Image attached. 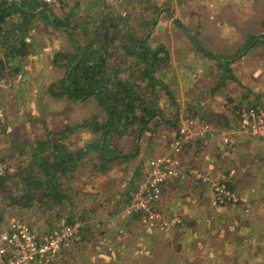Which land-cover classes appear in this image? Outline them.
Segmentation results:
<instances>
[{
  "label": "crops",
  "instance_id": "1",
  "mask_svg": "<svg viewBox=\"0 0 264 264\" xmlns=\"http://www.w3.org/2000/svg\"><path fill=\"white\" fill-rule=\"evenodd\" d=\"M0 1H6L7 6L12 4L23 6L16 0ZM28 1L29 0H22L21 2L26 7L25 2ZM195 2L197 4L194 3L192 8L194 11L200 12L202 18L201 27L203 28L201 33L205 38L199 41L203 47L207 48L210 57L205 56L202 53V49H200L202 55L198 54L196 51H192L194 55V65L198 71H194L195 73L192 74V83L190 85L181 86V84L178 83L179 81L177 82V86L173 89V95L170 96L171 99H169L168 104H173L176 112H179L182 108L191 106L193 110H196V115L199 114L198 116H202L209 120L214 130L209 133L207 139L200 142L201 146L197 148L199 152H196L197 149H192L188 146L189 149L187 148V150L181 154V157L184 159H182L183 166L181 175L176 179V182L172 181L163 187L161 207L164 213L169 215H181L182 223L166 233H147L139 226L134 225L129 227L130 224L126 219L116 220L110 218L124 206L127 199L121 201L115 197L114 201L112 200L109 203H106L102 198L100 199L102 190H108L107 184L105 183L96 187L97 181L95 180V176L102 173H98L93 177L90 175L86 179L85 175H78L72 181L71 191L68 195L69 198L71 197L70 204H68L65 211L58 209L59 214L57 215L61 216V214L65 212L66 215L64 217H73L77 219L79 215L84 214L82 215L84 217L82 220H94V222L95 220H99L101 223L95 224L101 225V228L105 225L103 222L110 218L108 225H105L106 229L104 230L106 234L103 233V235L107 237H109V235L111 236L110 231H113L115 228L113 227L110 230V224L112 226H122L127 228L131 237L142 236L143 238L137 241L144 243V247L139 248L135 245V242L133 245V252L130 251L129 253V251H124L122 255L120 253L121 247H117V249L114 250L108 247V250L105 252L102 245L92 246L87 244L80 246L81 243H79L74 248L66 250L69 251L67 256H71L75 264H97L99 262L108 264L109 261H104V258L99 255L101 252L111 255V264H122V261H124L127 256L128 259L126 264H264V138L237 132L235 134V148L223 161L219 159L220 156L216 145L219 141V137H221V132H224V130L225 132H234L235 129H238L236 127L237 121L235 117H232L230 111L234 102L240 101L247 104H264V95L259 97V103L252 102V98L254 97L249 93V90L244 91V87L240 88L239 86L231 88L230 85L225 83L221 72H219L220 67L226 69L228 61L227 52L231 49L233 50L235 47L238 48V50H242L241 47L243 44L245 45L248 43L247 39L245 41V39L243 40L240 38H244L245 36L250 38L255 35L264 36L263 32H259L258 34L252 33L258 30L259 26L262 24L264 26V0H210L211 8L209 9L207 8L206 0H195ZM40 4L44 5L43 3ZM257 7L260 8L258 9ZM28 8L31 15H33L32 17L35 19H38L36 16L41 17L38 12L44 9L39 5L28 6ZM202 8L207 9V12H211H204L201 10ZM241 9L244 10L241 11ZM224 10L234 12L236 19L242 22L253 18V20H256V23H252V25L255 26L252 30L246 32L244 30L238 31L236 34H232L231 30H228V19L226 20L224 17ZM10 17L14 18H12L11 21H15V23L18 24L15 30H21L24 27H26V29L36 28L35 24H31L32 17H30L32 19L28 18L26 20L20 12H15L13 15H10ZM222 22L223 24H221ZM235 26L241 27L242 25ZM7 37L9 39H14V36L7 35ZM167 37V35H164V39ZM21 38L22 39L19 40H24L25 38L41 47L42 39L37 40L25 35ZM2 39H5V23L0 25V40ZM181 40L182 39H171V41H168L167 39L163 41L162 39L160 41L167 46L169 51L168 64L170 68L175 67L177 69L176 65L178 68H187L186 64L191 61V58L185 55L187 46L185 42ZM48 42H51L52 48L48 49L42 47L41 51H39L45 52V54L48 55L42 56L41 60L39 58L38 60H34L37 57L36 54L29 57L33 58L35 61L33 65L32 63L34 61H28L27 55L25 54L23 55L24 64L21 66L17 65L12 72L17 79L23 77V83L27 85H22V88H32L36 90L37 87H40V89L37 90L42 91L44 88V81L38 80L33 76H44L46 73L47 75L55 74L52 70L54 68L52 59L58 50L61 49L54 39H49ZM68 43L71 45L70 40ZM259 43L264 46V37L263 39L250 42L248 46L252 45V48L245 51L239 63L243 66V72L247 69L252 70V68L255 67L254 72H256L257 77L260 79L259 83L264 87V52L253 51V49L260 46ZM247 47L243 49L245 50ZM1 50L0 68L2 66L4 68L7 67V65H11V60H9L7 54L5 55V50ZM255 57L257 58L255 59ZM41 63H45V65H41ZM12 64L15 66L16 61L12 60ZM30 69L31 71H29ZM189 70L191 71V68ZM216 70L217 72H215ZM189 74L190 73H187L186 76ZM3 76H5V69H0V79H3ZM194 77L195 83H193ZM198 77L199 80L197 81ZM0 85V91H3V88H5V81L1 80ZM245 89H247V86ZM46 91L50 93V87ZM232 91L237 93V99L235 100L234 95H231ZM160 93L165 94L161 90L159 91V94ZM228 93L231 97L228 96ZM160 100H162L161 97ZM159 110L161 111V117H155L149 120L148 128L145 130H151V125L153 123H156L159 127L162 126L163 129L165 128L163 126L164 123H167L168 127L170 123L175 129L176 126L174 127V122H170L169 119L166 118L170 113L165 111L163 107H159ZM173 135V131L168 132L162 130L159 138H157V142H161L162 145L159 148H167ZM2 139L3 137L0 134V140ZM136 145L138 146V143ZM156 152L158 153L159 151ZM156 152H150V156L156 154ZM0 154L1 156L5 155L2 142H0ZM217 161L221 163H217ZM117 162L120 163V160L114 161V164H112L116 167L117 164H119ZM221 164L224 166L223 173H221L222 170H220L222 168L220 166ZM219 166L221 168H219ZM82 169L88 170V167L84 165ZM193 170H200L209 175L212 180L224 182L231 190L239 192L240 204L235 207L220 206L217 208L213 203L214 198L209 184L199 183L198 185H201L200 189L195 188L194 183L198 181L193 180ZM141 171H143V169ZM106 173L107 171L104 174ZM82 187L92 192L95 190L94 195L96 197H94L92 193V198L90 199L94 201L92 205L91 203L85 202L86 200L81 203L84 197L76 196ZM95 187L96 189H93ZM132 192L133 186L128 191L130 196ZM98 198L100 199V207L106 211L107 208L109 209L107 214L105 213L102 217L100 214L95 215L93 211L95 210L94 205H96ZM82 205L85 206V209L86 207H90L91 210L88 212H86L85 209L82 210L80 208ZM104 205H106L107 208H105ZM84 223L86 222L84 221ZM91 225L92 224H90V226ZM46 226L48 227V225ZM52 226L53 224L49 226V229ZM146 248L150 249L148 253H144ZM73 251H75L76 254H73ZM118 253L120 254L117 255ZM67 260L69 259L66 258V261Z\"/></svg>",
  "mask_w": 264,
  "mask_h": 264
},
{
  "label": "rangeland",
  "instance_id": "2",
  "mask_svg": "<svg viewBox=\"0 0 264 264\" xmlns=\"http://www.w3.org/2000/svg\"><path fill=\"white\" fill-rule=\"evenodd\" d=\"M19 1L21 5L22 0H16ZM207 8H211L210 0H206ZM37 3H42V0H36ZM146 2L149 4L147 5ZM125 0L122 5H112L110 6L108 3H106L104 0H60L58 7H49L44 5L43 7L48 12L47 15L40 14L38 19L35 18H29L32 19L31 24H35L36 28H30L26 29L24 27L21 30H15L17 29L16 26H18L15 21H11L10 16L7 18L5 22V39L0 40V48L5 50V55L9 54L7 51L11 50V47L14 49L19 50L18 51H12L13 56L9 58L11 60V65H7V67L3 66L0 68L5 69V76H3V79L5 81V88H3V91H0V134L2 135L3 139L0 140L2 142V146L5 149V155L1 156L0 154V160L4 161L5 163V172L10 171L11 175L14 174L18 169L23 167V163L25 162V158L27 157V153L29 152V144L36 145V143L40 140L46 139V137L50 136V139L52 141L55 139V135H53L55 132L62 129V126L65 124H73L76 122L83 121L85 119L90 118L93 114L105 116L104 112H102L99 103H97L93 99H87V100H75L71 101L66 97H62L60 99H56L49 93L48 88L54 85L52 89L54 92L57 91L58 85H60V81L63 79V77L66 75L65 69L59 68L54 65V68L52 69L55 74L54 75H47V73L43 76H33L34 78L44 81V88L42 91H38L37 89H40V87H37L36 90L22 88V85H27L26 83H23V77L17 79V77H14V74L12 72L17 67V65H23V55H27L28 61L33 62L34 60H38V58L41 60L42 56H46L48 54H45V52H39L41 51L42 47L45 48H52L51 42H48L49 39H54L57 41V45L60 47L61 50L58 51H64V52H71V45L69 42V39H78L81 41H87L93 40L91 37L99 32L100 30V24L99 22L102 20H106L107 18H111L112 20L120 18L124 20H128L129 16L133 17L132 19L135 20V16H143L146 19H153V23L150 24L149 30L147 31L146 35L144 36L145 39H148V43L150 47H155L159 44L163 45L166 49L167 46L160 42L162 39L163 41L167 40L171 41V39H182V42H185L186 47V57L191 58L190 62L186 64L187 68H181L176 65L177 69L175 67L170 68L169 67V51H168V61L164 64H159L160 66L157 68L156 76L158 80H160L163 85L166 87L168 94H159L158 95V105L159 107L165 108V111L170 113L168 115V118L170 122H174V129L171 124L169 123V127L167 123H164L163 126L159 127L156 123H153L151 125V130H139V135L134 136L135 134L131 133V135H128L127 137L121 139L120 141L116 138L114 142L113 147L115 150L117 147L120 149V157H126L120 158V163L113 165L112 163L109 164L107 173L99 174L95 176V180L97 181L96 187H99L100 184H107L108 193L106 190H102V196H100V199H104L106 203L114 201V198L117 197L118 200L126 199L130 196L128 193L129 189L133 186V192L134 188L136 187L137 182L143 176L148 168V162L149 158L163 155L171 151L172 147L171 144L173 140H175L179 135V127L181 124V121L183 119H186L188 117L192 116H198L196 115V110L190 106L186 108H182L179 112H176L174 110L173 104H168L169 99H171V95H173V89L176 88L177 82L181 84V86L184 85H190L192 83V74L195 73L194 71H198L194 65V55L192 54V51L198 52V54L202 53L205 56H209L210 54H205L204 51H207V48L203 47L202 44H200V39H205L204 36H202V30L201 27V16L200 12L194 11L193 4L196 3L195 0ZM244 2V1H243ZM197 4V3H196ZM205 4V3H204ZM214 5V4H213ZM25 6V5H24ZM34 6H37L34 2ZM201 7V6H200ZM199 7V8H200ZM258 9L260 7H257ZM246 9V8H244ZM244 9H241L244 10ZM104 10V11H102ZM202 11H206L207 9H201ZM129 11V14H128ZM207 12V11H206ZM211 11H208L207 13H210ZM260 12V11H259ZM224 17L226 20L228 19V30H231L232 34H236L238 31H249L252 30L253 26L252 23H256V20H253V18L249 20H245L244 22L240 21L239 19H236V16H234V12L232 11H223ZM154 15V18H153ZM156 18V19H155ZM14 19V18H13ZM92 20H96V22H93ZM62 23V24H61ZM235 25H242L241 27L235 26ZM223 24V22L221 23ZM74 26V28H73ZM107 26V25H106ZM245 27V28H244ZM115 26L110 24L108 26L109 34H112L114 32ZM259 32L264 33V26L263 24L259 26V29L255 32H252L253 34H258ZM8 36H14V39H9ZM29 36L33 39H42L41 47L39 45H35L34 42H31V40H27L24 38V40L21 37ZM36 35V36H35ZM164 35H167L168 37L164 39ZM264 36H252L250 38H247L245 36L244 38L240 39H247V42L245 45L241 47L242 50H238V48H235L232 50H229L227 52L228 54V61L226 65V69H223L220 67L219 72H221V75L223 77V80H225V83L227 85H230L231 88L235 86L244 87L245 90H249L250 94L254 97L252 98V102L259 103V97L261 93H264V87L259 83V77H257L255 71V67L251 69L245 70L243 72V66L239 63L241 61V58L245 51L252 48L251 46H248L250 42H254V40L257 39H263ZM250 39V40H249ZM94 41V40H93ZM50 43V44H49ZM92 43V42H90ZM259 47H256L253 49V51H263L264 52V46L259 43ZM248 46V47H247ZM247 49H243L246 48ZM263 47V48H262ZM259 48V49H258ZM0 49V53H2V50ZM110 52L115 57V65L117 63V51L118 49L114 46H111ZM205 49V50H204ZM244 50V52H243ZM19 55H18V53ZM22 53V55H20ZM37 55V57L33 60V55ZM162 55V54H161ZM202 55V54H201ZM49 57V56H47ZM257 57H255L256 59ZM4 59V58H3ZM7 60V59H5ZM8 60V61H9ZM12 60L16 61L15 66L12 64ZM53 62V59H52ZM196 62V61H195ZM37 63V62H36ZM46 63V62H45ZM45 63H41V65H45ZM231 63V64H230ZM35 64V61L32 63ZM173 64V63H172ZM241 65V66H240ZM1 66V65H0ZM117 66V65H116ZM171 66V65H170ZM170 68V70H169ZM191 68V71L189 70ZM31 71V69L29 70ZM217 72V70L215 71ZM253 72V73H252ZM187 73H190L188 76H186ZM252 73V74H251ZM128 74H122L121 77H127ZM179 79V80H178ZM199 80V77L197 81ZM129 81H131L129 79ZM196 81V82H197ZM23 83V84H22ZM36 83V82H35ZM193 83H195V77L193 80ZM1 86V85H0ZM247 86V89L245 87ZM256 93V94H253ZM231 95H234V100L237 99V93L233 92ZM231 95L228 96L231 97ZM160 97L162 100H160ZM174 98V96H173ZM258 100V101H257ZM175 103V102H174ZM244 105H252L254 107H264V104H247L244 102H234L232 104L231 108V115L232 117H235L236 121H238L235 111ZM175 106V105H174ZM3 114V115H2ZM165 115V114H164ZM200 120H206L209 122V120L205 119L202 116H198ZM104 119V118H102ZM238 122H236V127L238 128ZM148 127V126H147ZM168 127V128H167ZM147 129V128H146ZM162 130L164 131H173L174 135L172 137V140L170 141V144L168 143V147L161 149L159 148L161 145V142H157V138H159V135L162 133ZM230 131L224 130V132H221L220 135L223 133H227ZM244 133L241 131V129H235L234 132L231 133L232 138V145L228 147L227 149L221 148V137H219V141L217 142V151L220 156V160H224V158L228 157L230 153L235 148L236 145V133ZM49 134V135H48ZM209 133H207L208 135ZM248 135H253L251 133H246ZM206 135V136H207ZM206 136H200V138H193L190 140V148L197 149L201 146L200 142H203L205 139H207ZM256 137H261L258 135H253ZM206 137V138H205ZM139 138V139H138ZM93 137L89 134L87 130H81L79 132L78 138H75L74 136L70 137V140L67 141L70 144H74V146L78 145H85L87 143H90V141L95 140ZM138 143V146L136 145ZM166 143V144H167ZM165 144V145H166ZM215 145V146H216ZM147 146V147H146ZM71 147V146H70ZM188 147V149H189ZM187 150V147L183 148L178 154L177 157H179L181 161V166H183V157H181V154L184 153ZM117 151V150H116ZM156 152L158 153L150 156V152ZM205 151V150H204ZM196 152H199V149L196 150ZM137 156V157H136ZM183 159V160H182ZM185 163V161H184ZM217 163H221L218 162ZM147 166V167H146ZM222 168H221V167ZM219 168L221 173H223L224 166L221 164ZM216 167V166H215ZM143 169V171H141ZM141 171V172H140ZM84 176L85 179L89 177L90 175L93 177L94 175L92 172L81 169L78 172V175ZM206 174V173H205ZM140 176V177H138ZM209 176V175H208ZM193 180L198 181L195 182V188H199L200 184H209L204 183L200 179L197 178V176L193 173ZM210 178V177H209ZM94 179V178H93ZM17 178H13L12 181L7 180L6 184L9 185V189H11V184L16 181ZM93 181V180H92ZM176 182V179L173 180V182ZM211 182H215L217 185H224V189H226L231 196L229 198L222 197L223 194L216 190L214 186H211V192L213 194V203L217 208L220 206H228V207H235L240 204V196L239 192L231 190L224 182H221L219 180H212L210 178ZM197 184V185H196ZM93 188V189H96ZM104 189V188H103ZM132 192V194H133ZM93 196L96 197L95 190L92 192L91 190H88L87 188H83L76 194L78 197H84V199L81 200V203L85 202L91 203L94 202L90 199ZM131 193V192H130ZM13 191L11 192V196L13 197ZM131 194V196H132ZM8 199V198H7ZM77 199V198H76ZM99 198L97 199L96 205H94V214H100L104 215L105 213L109 211L106 205H104L106 210H103L99 203ZM5 200V206H0V213H2V216L4 218L9 217H17L22 219L23 221L27 222L29 225H31L32 229L37 233H45L52 229L57 228L58 226L62 224H67L65 221H67V217H64L66 213H62L61 216L51 217L53 215L54 209L51 210H42L39 208H23L20 209L17 204H10V202L7 204ZM126 204V203H125ZM98 206V207H97ZM68 205H65L62 207V210H66ZM82 210L85 209V206H80ZM60 209V210H61ZM90 207H86L85 211H90ZM120 210V209H119ZM119 210L113 214L110 218L112 219H119L122 220V218L119 217ZM166 214V213H165ZM169 215V214H166ZM170 215H178V214H170ZM181 217V215H178ZM110 218H108L105 222V225L109 223ZM52 219V221H51ZM111 219V220H112ZM84 221L86 223H84ZM129 222L130 226H139L147 233H153L155 231H149L144 228V226L141 224V221L139 217H133ZM74 223H78L77 226V237L75 238V242L71 245L64 247V249L61 251V253L56 258L57 261H55L52 264H75V262L72 260L73 258L71 256H67L69 254V251H66L68 249L74 248L79 242L81 245H102L104 247L105 252L108 250V247H111L113 250L117 249V247H121V254L124 251H130L133 252V245L136 242V246L139 248L144 247V243L138 242L137 240L142 239V236H132L129 234V231L127 228L122 226H112L109 225V229L111 230L113 227L115 228L113 231L111 230V236L109 237L103 235L106 234V231L104 227L101 228V225L95 223H101L99 220H83V221H75ZM53 224V226L49 229V226ZM85 224H92L89 227L84 228L83 230H80V228H83ZM48 225V227L46 226ZM99 226V227H98ZM91 227V228H90ZM128 227V228H129ZM42 229V230H41ZM171 230V229H170ZM170 230H166L159 233H166ZM81 237L84 239L81 240ZM102 240V241H100ZM110 248V249H111ZM131 248V250H130ZM111 249V250H112ZM150 249L146 248L144 250V253H148ZM118 253L117 255H119ZM73 254H76L75 251H73ZM100 256L104 258V261L108 260L111 264V255L100 253ZM123 255V254H122ZM66 258L69 260L66 261ZM128 259V256L125 258L124 261H122V264H126ZM81 262V261H80ZM97 264H103L101 262Z\"/></svg>",
  "mask_w": 264,
  "mask_h": 264
},
{
  "label": "trees",
  "instance_id": "3",
  "mask_svg": "<svg viewBox=\"0 0 264 264\" xmlns=\"http://www.w3.org/2000/svg\"><path fill=\"white\" fill-rule=\"evenodd\" d=\"M33 2L37 6H44L34 0L25 2L26 7L14 4L7 6L6 1H0V25L15 12H20L26 20L32 17L28 6H34ZM146 4L149 5L147 2ZM38 13L47 15L48 12L44 8ZM132 18L129 16L128 20H112L109 17L102 20L99 22V32L91 37L94 41L69 39L73 51H58L54 55V65L63 67L66 75L56 92L52 89L54 85L51 86V95L56 99L64 96L71 101L91 98L99 103L105 116L99 118L100 115L93 114L83 121L65 124L53 134V141L49 136L36 145L29 144L30 150L23 167L12 175L7 171L0 176V206H5V200H9L6 201L7 204H17L22 210L28 207L54 209L51 217L58 216V209L70 204L71 197L68 195L72 181L84 165L93 175L106 172L110 163L126 157H120V149L117 147V151L115 150L113 146L116 144L113 141H120L131 133L139 135L140 129L148 128L149 120L161 117L159 91L165 94L168 91L155 74L159 64L167 63L168 51L161 44L150 47L148 39L144 38L153 19L143 16H135V20ZM110 24L115 26L112 34L108 30ZM111 46L118 49L117 66L109 49ZM13 50L19 52L11 47L7 51L9 58L13 56ZM204 53L208 54L206 50ZM22 54L24 53L21 52L20 55ZM122 74H128L131 81L122 78ZM81 130H87L95 140L80 146L67 142L72 136L78 138ZM188 146L190 144L187 148ZM13 178L17 180L9 189L6 181H12ZM126 199V203L130 202L131 196ZM82 215L84 214L77 219L68 217L65 223L83 221ZM2 219L4 216L0 213V220ZM89 226L90 224H85L80 230Z\"/></svg>",
  "mask_w": 264,
  "mask_h": 264
},
{
  "label": "built area",
  "instance_id": "4",
  "mask_svg": "<svg viewBox=\"0 0 264 264\" xmlns=\"http://www.w3.org/2000/svg\"><path fill=\"white\" fill-rule=\"evenodd\" d=\"M110 6L122 5L125 0H104ZM60 0H42L46 6L58 7ZM238 129L264 137V107L244 105L236 111ZM210 122L200 120L198 116L181 121L179 135L171 144V151L149 159L146 173L141 176L134 188L131 201L119 210V217L130 220L139 217L145 229L155 232L170 230L182 223L178 215H166L161 207L163 187L177 179L182 173V166L177 154L193 138L206 136L213 132ZM209 135V134H208ZM207 135V136H208ZM231 133L221 135V148L232 145ZM206 136V137H207ZM205 137V138H206ZM5 173V163L0 160V176ZM193 173L204 183L220 191L224 198L231 194L224 185L211 182L207 174L200 170ZM78 223L62 224L48 232L37 233L31 225L17 217L0 220V264H51L64 249L75 242Z\"/></svg>",
  "mask_w": 264,
  "mask_h": 264
}]
</instances>
